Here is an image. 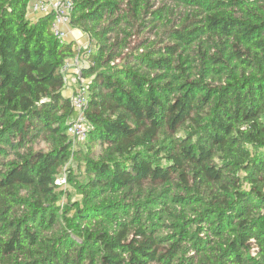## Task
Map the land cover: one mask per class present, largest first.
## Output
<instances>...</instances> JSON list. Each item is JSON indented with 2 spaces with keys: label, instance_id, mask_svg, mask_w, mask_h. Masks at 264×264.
<instances>
[{
  "label": "trees",
  "instance_id": "obj_1",
  "mask_svg": "<svg viewBox=\"0 0 264 264\" xmlns=\"http://www.w3.org/2000/svg\"><path fill=\"white\" fill-rule=\"evenodd\" d=\"M35 1L0 0V264H264V0H73L78 151L75 42Z\"/></svg>",
  "mask_w": 264,
  "mask_h": 264
},
{
  "label": "built area",
  "instance_id": "obj_2",
  "mask_svg": "<svg viewBox=\"0 0 264 264\" xmlns=\"http://www.w3.org/2000/svg\"><path fill=\"white\" fill-rule=\"evenodd\" d=\"M74 7L73 0H39L31 7V15L42 16L49 13L53 14V22L51 29L54 36L59 41H67L71 27V13ZM88 49L82 51L76 46L77 52L69 58L62 66L61 70L66 75L67 85H69V77L72 76L73 90L70 95L71 103L75 109V118L68 126V135L78 142H85L89 136L91 128L90 121L87 117L88 105V81L83 77V69L89 66L88 57L96 48L95 45L89 44ZM65 178H57L56 184L65 183Z\"/></svg>",
  "mask_w": 264,
  "mask_h": 264
},
{
  "label": "rangeland",
  "instance_id": "obj_3",
  "mask_svg": "<svg viewBox=\"0 0 264 264\" xmlns=\"http://www.w3.org/2000/svg\"><path fill=\"white\" fill-rule=\"evenodd\" d=\"M85 35H87V34H85ZM68 41L75 42V45L77 44L79 46V49L82 50V51L87 50L88 49L87 47H89V44L91 43V40H90L88 35H87V38H84V40L82 42H76V40H68ZM85 79L87 81H89L88 78H85ZM64 94L66 95L65 90H64ZM66 96H68V95H66ZM73 143H74L73 144V150L74 151H78L80 149V147H82L84 142H78V141H74L73 140ZM68 166L69 167L71 166L72 170L74 171L75 177H74L73 181H75V182L76 181H82L83 178H84V168H83V166H81L77 160H74V158H71V160L68 163ZM68 174H69L68 170L66 168H64L62 170V173H61L60 177L61 178H65L66 182L63 183L62 185H60V189L65 192L64 196H65V194L69 193V194H72L73 197L77 198V197H79L78 188L75 187L73 182H70L68 180Z\"/></svg>",
  "mask_w": 264,
  "mask_h": 264
},
{
  "label": "crops",
  "instance_id": "obj_4",
  "mask_svg": "<svg viewBox=\"0 0 264 264\" xmlns=\"http://www.w3.org/2000/svg\"><path fill=\"white\" fill-rule=\"evenodd\" d=\"M37 1L39 0H36L35 2ZM68 38H69L68 40H76V42H82L84 38H87V35H85L81 30L72 27V29L69 31ZM75 46H77V44ZM69 78H70L69 85H67V88L65 89V93L68 96L71 95L73 90V86H72L73 78L72 76H70Z\"/></svg>",
  "mask_w": 264,
  "mask_h": 264
}]
</instances>
